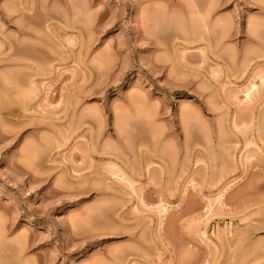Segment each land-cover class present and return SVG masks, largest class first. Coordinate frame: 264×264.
Instances as JSON below:
<instances>
[{
    "label": "rangeland",
    "instance_id": "obj_1",
    "mask_svg": "<svg viewBox=\"0 0 264 264\" xmlns=\"http://www.w3.org/2000/svg\"><path fill=\"white\" fill-rule=\"evenodd\" d=\"M260 5L0 0V264H264Z\"/></svg>",
    "mask_w": 264,
    "mask_h": 264
},
{
    "label": "bare ground",
    "instance_id": "obj_2",
    "mask_svg": "<svg viewBox=\"0 0 264 264\" xmlns=\"http://www.w3.org/2000/svg\"><path fill=\"white\" fill-rule=\"evenodd\" d=\"M259 2H260V1H259ZM260 9H261L262 12L264 13V2H263V0H261ZM0 246H1V242H0Z\"/></svg>",
    "mask_w": 264,
    "mask_h": 264
}]
</instances>
